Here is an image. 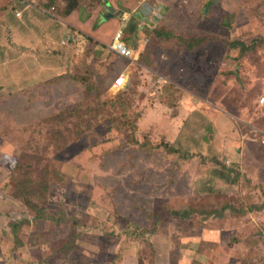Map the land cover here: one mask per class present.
I'll list each match as a JSON object with an SVG mask.
<instances>
[{
    "label": "rangeland",
    "instance_id": "rangeland-1",
    "mask_svg": "<svg viewBox=\"0 0 264 264\" xmlns=\"http://www.w3.org/2000/svg\"><path fill=\"white\" fill-rule=\"evenodd\" d=\"M207 2L206 16L149 21L133 59L93 50L98 72L4 76L0 200L19 206L0 213V264H264V0ZM240 142L246 172L230 159ZM211 215L242 233L193 229Z\"/></svg>",
    "mask_w": 264,
    "mask_h": 264
},
{
    "label": "crops",
    "instance_id": "crops-1",
    "mask_svg": "<svg viewBox=\"0 0 264 264\" xmlns=\"http://www.w3.org/2000/svg\"><path fill=\"white\" fill-rule=\"evenodd\" d=\"M207 1L148 0L153 11L147 17L140 12L142 3L139 0H95L93 8L85 0H0V85L3 86L4 76L19 88L25 82L44 83L50 80L49 76L72 75V70L85 73L92 65L98 72L104 60L97 58L93 50L109 48L120 30L127 35L128 44L124 43L128 47L132 48L135 41L142 45L147 40L149 21L160 23L161 18L179 15L180 10L187 11L188 16H206L211 7ZM108 4L114 9L110 18V10L105 8L109 9ZM86 49L92 51L87 53ZM83 67L86 68L83 70ZM242 142L238 144V154L230 159L246 172L244 166L253 168L254 164L251 166L252 158L245 148L240 149ZM257 177L254 170L247 176L253 183ZM18 206L15 199H2L0 213L4 211L2 207L15 212ZM211 216L195 217L194 220L202 222L204 227L193 221V229L220 234L224 240L230 238L227 234L232 237L242 233L240 219ZM215 224L225 227H213Z\"/></svg>",
    "mask_w": 264,
    "mask_h": 264
},
{
    "label": "trees",
    "instance_id": "trees-1",
    "mask_svg": "<svg viewBox=\"0 0 264 264\" xmlns=\"http://www.w3.org/2000/svg\"><path fill=\"white\" fill-rule=\"evenodd\" d=\"M160 35L163 36L164 34L158 33V36H160ZM204 40H205V38L199 39V40L193 39L191 41L185 42V44L187 45V47L189 49H194V48L198 47V45H200ZM228 45H229V47H231V49H240L242 52H245V51L249 50L251 47H253V46L249 47L244 42H241V41L229 42ZM165 147L168 148L169 151H172V152L175 151L172 147H168V146H165ZM26 205L29 208V202L27 203V201H26ZM44 211L45 210H43V209L38 211V215H36V218L41 219V220H46V221L50 220L51 219L50 214L45 213ZM171 214L173 216L178 217V218L183 219V220H188L191 216V214L189 212L173 211V212H171Z\"/></svg>",
    "mask_w": 264,
    "mask_h": 264
},
{
    "label": "built area",
    "instance_id": "built-area-1",
    "mask_svg": "<svg viewBox=\"0 0 264 264\" xmlns=\"http://www.w3.org/2000/svg\"><path fill=\"white\" fill-rule=\"evenodd\" d=\"M148 0H139L140 3H144V2H147ZM122 36H123V31L120 30L115 38H114V41L113 43L111 44L110 46V49L116 54L118 55L119 57H122V58H125V59H133L134 56H135V52L134 50H132L130 47H128L122 40ZM126 85V82H125V77L124 75H121L120 78H118L116 81H115V88L117 89H121V88H124ZM261 104H264V98L261 99Z\"/></svg>",
    "mask_w": 264,
    "mask_h": 264
},
{
    "label": "water",
    "instance_id": "water-1",
    "mask_svg": "<svg viewBox=\"0 0 264 264\" xmlns=\"http://www.w3.org/2000/svg\"><path fill=\"white\" fill-rule=\"evenodd\" d=\"M108 6L110 10V14L108 15V18H110V17H113L112 12L114 11V9L110 4H108ZM152 11H153V8L148 2H144L140 6V12L144 16L150 17L152 15Z\"/></svg>",
    "mask_w": 264,
    "mask_h": 264
}]
</instances>
